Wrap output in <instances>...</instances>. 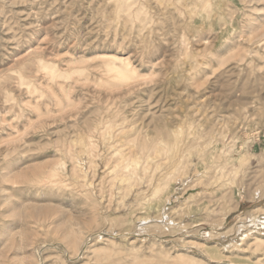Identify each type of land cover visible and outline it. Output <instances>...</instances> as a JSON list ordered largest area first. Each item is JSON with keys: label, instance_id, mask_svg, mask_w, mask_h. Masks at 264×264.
<instances>
[{"label": "rangeland", "instance_id": "rangeland-1", "mask_svg": "<svg viewBox=\"0 0 264 264\" xmlns=\"http://www.w3.org/2000/svg\"><path fill=\"white\" fill-rule=\"evenodd\" d=\"M263 200L264 0H0V264H264Z\"/></svg>", "mask_w": 264, "mask_h": 264}, {"label": "bare ground", "instance_id": "bare-ground-1", "mask_svg": "<svg viewBox=\"0 0 264 264\" xmlns=\"http://www.w3.org/2000/svg\"><path fill=\"white\" fill-rule=\"evenodd\" d=\"M245 157H248L249 155H243ZM241 160V159H240ZM242 163V162H241ZM260 208L263 210L262 213H258L257 215L254 216L253 221L249 224L248 227L249 230H239L236 237H230L228 239H226V241H224V245L223 248L224 249H228L231 246H234V244L240 242L247 234L249 233H253V232H257L259 234H264V200L261 202V205H254L253 207ZM239 222L237 221L235 224H238ZM254 226V227H253ZM253 227V228H252ZM244 228V227H243ZM128 234V233H127ZM98 237V236H97ZM101 235L98 237L100 238ZM264 242V239H262ZM223 242V241H222ZM223 244V243H221ZM262 243H260L261 245ZM259 246V245H258ZM135 247V246H134ZM83 248V247H82ZM212 250H209V252H211ZM177 256H181V255H177ZM181 258V257H180ZM220 262V261H219ZM222 262V261H221ZM220 262V263H221ZM23 261L20 260V264H22ZM223 263V262H222ZM224 264V263H223Z\"/></svg>", "mask_w": 264, "mask_h": 264}]
</instances>
